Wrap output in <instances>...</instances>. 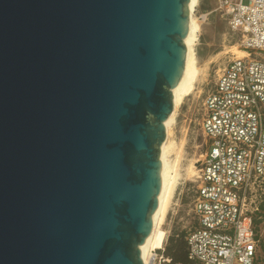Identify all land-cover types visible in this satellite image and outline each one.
Returning <instances> with one entry per match:
<instances>
[{
	"label": "water",
	"instance_id": "water-1",
	"mask_svg": "<svg viewBox=\"0 0 264 264\" xmlns=\"http://www.w3.org/2000/svg\"><path fill=\"white\" fill-rule=\"evenodd\" d=\"M189 0H0V264H143Z\"/></svg>",
	"mask_w": 264,
	"mask_h": 264
},
{
	"label": "built area",
	"instance_id": "built-area-1",
	"mask_svg": "<svg viewBox=\"0 0 264 264\" xmlns=\"http://www.w3.org/2000/svg\"><path fill=\"white\" fill-rule=\"evenodd\" d=\"M218 10L241 35L246 57L229 60L204 99L206 150L196 163L194 223L184 241L188 264H254V193L264 186V0H218ZM163 252L160 264H180Z\"/></svg>",
	"mask_w": 264,
	"mask_h": 264
},
{
	"label": "rangeland",
	"instance_id": "rangeland-1",
	"mask_svg": "<svg viewBox=\"0 0 264 264\" xmlns=\"http://www.w3.org/2000/svg\"><path fill=\"white\" fill-rule=\"evenodd\" d=\"M243 2L246 4L247 0ZM193 17L201 27L198 41L194 46L200 78L196 90L177 109L170 126L169 143L174 146L167 155V161L178 174V185L170 199L168 215L163 227L167 233L163 249L172 245L176 240L175 236L185 235L194 223L191 209L196 185L195 168L206 150V141L201 130L204 99L212 87L215 74L229 60L238 57V51L245 52L241 48V35L230 29L218 10V0H199ZM190 167L193 175L187 174ZM254 194L256 201L264 205V186L256 189ZM260 213H262L261 209ZM255 219L257 221L261 219L259 211ZM257 230V235L263 244L264 221L258 224ZM161 253L162 250L158 252L156 264H160ZM254 264H264V248L261 245Z\"/></svg>",
	"mask_w": 264,
	"mask_h": 264
},
{
	"label": "bare ground",
	"instance_id": "bare-ground-1",
	"mask_svg": "<svg viewBox=\"0 0 264 264\" xmlns=\"http://www.w3.org/2000/svg\"><path fill=\"white\" fill-rule=\"evenodd\" d=\"M199 5V0H189V25L184 44L187 49L186 61L183 75L179 84L172 91L173 111L165 123L166 138L160 149L161 168V186L157 199V208L153 214V227L151 234L145 243L140 247L143 264H156L158 252L163 250L167 233L164 230L168 215V206L175 188L178 185V174L174 171L167 161V155L173 144L169 143L170 126L174 121L177 109L182 105L183 101L189 97L195 90L199 82L200 70L197 65V58L194 46L198 41V35L201 30L199 23L193 17V12ZM238 58L246 57L243 51L237 52ZM188 175H193L192 167L187 170Z\"/></svg>",
	"mask_w": 264,
	"mask_h": 264
},
{
	"label": "trees",
	"instance_id": "trees-1",
	"mask_svg": "<svg viewBox=\"0 0 264 264\" xmlns=\"http://www.w3.org/2000/svg\"><path fill=\"white\" fill-rule=\"evenodd\" d=\"M260 209L262 213H259V217H261V219H259V221L254 219L253 221L256 232L258 231L257 230L258 224L264 221V205L263 204L260 205ZM181 236L182 237H180L179 235L177 237L175 236L176 240L172 243V245H170V247H167V248L165 247L163 255L165 258H170L175 263L188 264L186 244H185V241H183L184 235L182 234ZM260 245L263 246L264 248V243L261 244V241H260Z\"/></svg>",
	"mask_w": 264,
	"mask_h": 264
}]
</instances>
